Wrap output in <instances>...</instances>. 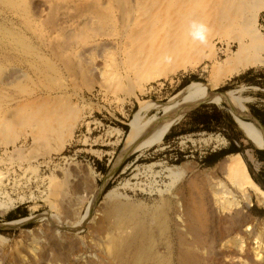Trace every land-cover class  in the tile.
Listing matches in <instances>:
<instances>
[{
  "label": "rangeland",
  "instance_id": "obj_1",
  "mask_svg": "<svg viewBox=\"0 0 264 264\" xmlns=\"http://www.w3.org/2000/svg\"><path fill=\"white\" fill-rule=\"evenodd\" d=\"M153 1L136 6L135 0H0V264H98L110 256L112 241L131 231L114 225L119 217L107 210L113 202H129L135 211L170 197L176 202L174 192L206 171L215 213L211 219L217 223L218 216H225L216 209V191L232 187L229 177L217 170L218 164L231 153L244 155L254 180L257 177L264 188V161L257 155L264 143L257 137L240 126L238 151L210 165L208 155L230 148L229 136L238 131L228 126L216 132L187 131L194 118L190 113L202 106L217 118L232 114L223 94L241 86L247 87L242 96L251 97L247 113L253 114L252 107L264 112V88L236 81L249 69L264 70V65L211 87L233 63L223 52V39L235 43L243 33L240 24L233 28L220 20L221 6L231 16L235 1L218 0L219 9L214 7L216 0H196L190 15L174 24L173 3L167 4L165 23L152 25L158 34L144 39L136 9L145 16L146 3ZM243 15L253 21L264 42V0H250ZM189 18L213 27L207 45L192 39L174 42L177 27L186 26ZM173 43L179 53H169L173 62L168 64L163 58ZM94 66L103 68L102 78L92 73ZM204 87L224 98L217 102ZM181 107L189 108L175 114ZM162 120L166 124L145 139ZM210 135H221L226 144L207 145ZM150 165L158 175H146ZM165 166L179 167V175L161 177ZM208 206L204 202L203 212L210 217ZM18 209L28 214L8 219ZM245 210L251 222L245 226L250 224L247 234L227 236L219 223L208 221L207 214L200 212V219L207 217L206 233L214 234L220 249L241 264H264V205L254 201ZM182 214L181 206L173 219L185 229ZM205 231L201 237L210 245ZM204 241L196 239L195 244ZM129 252L116 264L132 263L135 249ZM247 252L253 254L249 259L244 256Z\"/></svg>",
  "mask_w": 264,
  "mask_h": 264
},
{
  "label": "bare ground",
  "instance_id": "obj_2",
  "mask_svg": "<svg viewBox=\"0 0 264 264\" xmlns=\"http://www.w3.org/2000/svg\"><path fill=\"white\" fill-rule=\"evenodd\" d=\"M154 1L152 3L148 2L150 4L149 6L146 3V11H145L146 15L142 16L143 17V19H141V21L143 20L142 22H140V18L142 17H140L141 15L140 16L138 15V11H137L138 9H136V12H137L136 17L138 19L137 21H139V23L142 24L140 25L142 29L139 31L141 34L144 33L145 36L142 35L144 39L145 38L153 39L158 34V32L155 31L152 25L154 24L157 25V23H161V24L165 23L164 19H167L168 17L167 14L170 12L169 9L166 8L167 4L170 5V3H173L172 6L171 5L170 6L174 8L175 14H174V18L171 21L174 24L177 18L180 19L183 16L188 17L190 15L189 12L192 9L191 5L196 2V0H154ZM227 1L229 2V0ZM232 1H235V3L233 2V5L236 7L235 11L232 10L233 13L231 16H229L228 11L226 10V8L223 7L224 5L221 6L223 8V12L220 10L219 13L221 14L222 12L223 15L221 16L222 18H220V20H222V22L225 24L233 25V28L237 24H240L241 25L240 27L243 29L242 31L243 33L238 37L235 43L232 40L223 39L224 41L223 52H225L226 54L225 55L226 59L231 60L233 63L222 73V75H220L219 78L217 77V79L211 82V87H217L225 78L233 74L234 75L238 74L248 68H254V67H259V66L264 65V42L261 41L262 40L261 36L258 34L257 30L254 28L253 21L247 20V19L245 20L244 17L247 15H243L246 5L250 2V0H232ZM216 2H218V0H216L215 2L213 1V3L215 4L214 7L219 8L221 4L217 5ZM142 3H143V0H135L136 6H140ZM144 5L145 4H143L142 7ZM195 6L197 5L195 4ZM162 7H164L163 10H161ZM203 19L204 18H202V20ZM231 29H232V26H231ZM135 30L136 29H134V31ZM163 30L161 32H163ZM177 30L178 32L176 36L174 37V42H178L180 40L186 41V40L191 39V37L188 35L187 24L186 26H184L183 24H179V26L177 27ZM178 50H179V47H177V45L173 43L169 45V47L167 48V51L166 50L165 51L167 52V54L171 53V55H173L175 52H178ZM159 54L157 55V57L160 56ZM91 63L89 64L92 65ZM93 68H94V71L91 70L92 73L94 72L96 76H98L99 78H102L105 72V71L104 72L102 71L103 68L98 67V66L96 67L94 66ZM112 73L114 75V72ZM246 88H247L246 86H241L237 89H232L228 92V96H226L225 98L229 102V105H230L229 110L233 114L234 118H236L239 126L243 127L253 136L257 137L260 142L264 143V123L260 119H258L255 115L247 113L246 102L250 101L251 97L249 96L244 97L241 94ZM205 89L206 88L204 87L203 90L206 93L212 95L217 102H219L222 98H224L222 95H214L213 90L210 88L206 90ZM188 108L181 107L178 111H176L175 114L185 112V110H187ZM253 119L256 120L259 123V125H256ZM165 124H166L165 121L162 120V122L158 123V125L155 126V128L152 130V133H150V135L147 134L148 136H146L147 138L145 139H150L152 134L158 131ZM148 128L149 126L144 127L142 129V134H144V132ZM224 142H225V138L221 137V135H217V136L210 135V137L206 139L205 143L207 145H213L214 146L213 148H215V147H219L221 144L223 145ZM249 156L252 159L253 155L251 153H249ZM218 165L219 166L217 170L223 174H226L229 177L232 183L231 184L232 187L229 188L228 186L226 187L224 185V186H221V189L219 190V192L216 191V193H218L216 196L217 197L219 196L218 200L217 198L215 199L216 202H218L216 204L219 207L216 209L217 210L219 209L218 213L220 212L222 215L225 216V217L222 216L221 218H219L218 216L217 223H219V225L222 228H224V231L226 230L225 233L227 236L230 234H236V233L238 234L241 232H244L245 234H247L246 232L250 229V224L247 226V228L245 226L250 221L246 214L247 211L245 210V208L251 206L254 201L259 204L264 205V188L259 186V184L254 180L252 174L249 171L247 159L244 157L242 153L228 154L224 159H222V161H220V164ZM145 170H146V175L148 174V176H150L153 173L155 175L154 165L147 166ZM179 170H180L179 167H174V166L168 167L167 166L166 168L165 166V168H163V170L159 172V175L161 177L163 175L171 176L174 179V177L176 178L179 175L180 173ZM209 175H210L209 172L206 171L201 175L202 177L196 176L194 179L188 180L189 182L185 183L183 188H180V190L178 189L179 190L178 192H176L177 191L176 190L174 194L172 193L173 197L174 198L176 197V200H175L176 202H174L172 200V197H170L171 199H165L162 202L157 203L156 206L153 205L154 207L144 206L141 210L139 209L140 212L137 210L135 211V208L132 207V205L129 202L118 201V200L116 202H113L110 208L107 210H109V214L111 213V215H117L119 217V220H117L118 217L114 216L115 218H117V219L114 218V220L119 221V222H115L114 225L118 223L120 225V229L123 227V230L124 229L126 230L128 228L131 231H128L124 235L119 234L121 236H117L118 234L115 235L116 233L113 231V233H115L114 234L115 237L117 236V238L115 239L113 237L115 240L112 241L111 254L110 256L106 255L107 258H105L104 261H101V260L100 262L98 261L99 262L98 264H116L118 259H121V262H123L122 259L125 258L128 254H130L129 251L131 250V248L135 249V254H133L132 257L129 256L132 258V263L130 262V264H241L239 261L240 259H238L237 257H232L233 255L231 256L230 253L225 252L226 250L223 251L222 249H220L219 242L214 241L215 239L214 234L212 235L213 236L212 237L210 236L211 234L209 235L208 233H206L207 231L204 230L207 226L209 227L208 224L206 225V223H209L207 222V219H206L207 217H209L208 216L209 213L203 212L205 208L204 202L205 203L207 202L209 204L208 206L209 208L207 207L210 210L208 211L210 212V217L208 218V221L213 217L215 218L214 216L215 213H213L212 211L213 210L212 209L213 202L211 201L212 196L210 198L211 190L209 189L210 187L208 188V186H210ZM196 178L201 179V181L197 180ZM238 194H240V198ZM181 206L183 208L182 217L185 222V227L183 226L185 229L181 227L180 223L174 222V219H173L174 214L180 213ZM200 212H202L201 214L203 215L207 214L206 215L207 217L205 219L203 218L205 215L201 217L206 221V223L205 221H203V219H200V216H202ZM112 218L111 220H113ZM211 221L213 222L215 220L211 219ZM112 223H114V221ZM214 223L215 222H213V224ZM109 225H112V224H109ZM116 227H118V225H116ZM120 229H118L117 233H119ZM214 230L216 229H213L212 231ZM203 231H205L206 235L208 234L207 236L205 235L206 237L210 236V240H211V242L209 241L210 245L208 242L206 243V241L202 239L201 236L204 233ZM110 232H112V230ZM220 232H223V231H220ZM121 233H124V231L123 232L121 231ZM189 235L191 237L193 236V239L190 240ZM219 236L220 238H222L221 235ZM196 239L198 240L199 243L200 241H204L205 243L201 242V244H195ZM166 249L168 252L165 254L164 250ZM247 253L248 254L244 256H246V259L247 258L249 259L250 256H252L253 254L250 255V252H247Z\"/></svg>",
  "mask_w": 264,
  "mask_h": 264
},
{
  "label": "trees",
  "instance_id": "obj_3",
  "mask_svg": "<svg viewBox=\"0 0 264 264\" xmlns=\"http://www.w3.org/2000/svg\"><path fill=\"white\" fill-rule=\"evenodd\" d=\"M236 81L239 83H245L248 85H257L264 88V70L255 72L254 69H249L243 74L239 75L236 78ZM223 89L228 90L229 88L225 86ZM208 106H202L201 108H198L191 112V116L194 118H190V128L187 130L188 132H197L201 130H205L208 132H216L218 128L222 127H230L233 130L238 131L237 136L230 137V140H232V145L228 149H221L219 151L212 152L208 155L207 163L212 165L215 162H217L219 159L227 155L231 152L238 151V148L235 144L236 139H240L242 136V130L238 124V122L234 119L232 114L229 112L225 113L226 118H217L213 114H209V112L206 110ZM253 114L258 117L263 123H264V112L258 108L252 107ZM258 157L264 161V149L257 150ZM261 175H264V170H262ZM255 180L261 182L257 177H255ZM27 212H20L18 209L16 212H12L10 215H8V219H15L20 216H26Z\"/></svg>",
  "mask_w": 264,
  "mask_h": 264
},
{
  "label": "clouds",
  "instance_id": "obj_4",
  "mask_svg": "<svg viewBox=\"0 0 264 264\" xmlns=\"http://www.w3.org/2000/svg\"><path fill=\"white\" fill-rule=\"evenodd\" d=\"M187 29L188 35L191 37L192 41L198 42L201 45L208 44L211 29L206 23L189 18L187 20ZM163 60L165 63L171 64L173 62V57L171 55H166Z\"/></svg>",
  "mask_w": 264,
  "mask_h": 264
},
{
  "label": "water",
  "instance_id": "obj_5",
  "mask_svg": "<svg viewBox=\"0 0 264 264\" xmlns=\"http://www.w3.org/2000/svg\"><path fill=\"white\" fill-rule=\"evenodd\" d=\"M213 94H214V95H217V92L213 91ZM223 96H225V97H226V96H228V94H227V93H225V94H223ZM228 103H229V102H228ZM235 119H236V118H235ZM236 121H237V120H236Z\"/></svg>",
  "mask_w": 264,
  "mask_h": 264
}]
</instances>
